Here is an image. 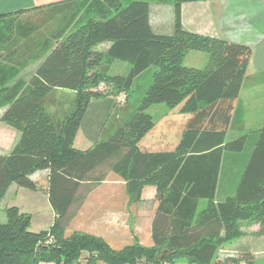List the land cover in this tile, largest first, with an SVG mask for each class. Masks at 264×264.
I'll return each instance as SVG.
<instances>
[{"label": "trees", "instance_id": "obj_1", "mask_svg": "<svg viewBox=\"0 0 264 264\" xmlns=\"http://www.w3.org/2000/svg\"><path fill=\"white\" fill-rule=\"evenodd\" d=\"M182 1L172 0L169 35L150 29L148 0H68L0 14V121L19 133L11 150L0 155V201L10 184L36 190L30 176L47 170L54 212L47 230L32 231L30 214L6 207L0 264H138L142 259L158 264L176 254L196 264H253L250 253L216 257L219 245L241 235L240 222L264 228V122L258 131L232 137L229 129L251 49L185 30ZM34 12H39L34 20L18 17ZM105 41L111 42L105 53L94 49ZM189 51L207 55L203 68L183 65ZM113 59L128 62L129 71L109 73ZM34 63L28 79L19 77ZM152 66L157 70L150 83L131 98L134 81ZM100 84L111 86L110 92L99 90ZM121 92L125 103L114 104L99 138L86 150L74 148L89 103ZM155 104H181L180 113L194 114L173 151L139 147L154 127L146 110ZM229 154L243 159L233 188L222 195L218 182ZM110 174L124 182L131 202L140 200L145 185L155 186L153 248L134 243L116 250L86 232L66 236L87 195ZM158 247L164 251L160 258Z\"/></svg>", "mask_w": 264, "mask_h": 264}, {"label": "crops", "instance_id": "obj_2", "mask_svg": "<svg viewBox=\"0 0 264 264\" xmlns=\"http://www.w3.org/2000/svg\"><path fill=\"white\" fill-rule=\"evenodd\" d=\"M65 1L68 0H0V14L14 13L17 11L28 12L34 10L35 8H44L51 3ZM180 21L183 28L189 32L210 37L223 38L230 42L250 47L251 56L246 68L244 79L237 98L232 102L233 108L229 129L231 131L230 133H233V136L241 133L258 131L264 122V0H183L180 4ZM148 22L153 33L158 35L171 34L174 29V6L172 0H148ZM110 45V41H105L95 45L94 49L105 53ZM188 53H186V55ZM124 62L125 61L117 59L111 60L110 63L107 64V71L112 74H126L131 66L128 65L129 63ZM37 64L38 63L30 64L21 70L19 77L28 79L35 71ZM98 89L103 91V93H107L110 92L111 86L100 84ZM60 92L73 95V91L67 89H61ZM124 98L125 93L121 92L116 95L108 93L101 98L92 100L80 121V126L76 132L73 142L74 148L79 150H86L90 148L99 138L102 127L108 119L114 104ZM176 112H180L179 108ZM179 115L182 116V120H185L184 124L186 126L187 122L194 114L180 113ZM152 130H150L139 142L141 147V143L146 140L144 144L145 147H142V150L144 151L161 150L153 146L155 141H152V137L147 138ZM18 138L19 133L15 129L5 123L4 125H1L0 155L7 154ZM179 140L180 137L177 141L175 140L173 148L169 143L171 146L166 151H173ZM47 174V170H37L30 176V178L36 182V184H38V182L44 183L47 188ZM221 180L222 178L220 175L217 190L218 193L224 195L229 192V190H220ZM105 182H107V179L102 183ZM112 182L122 184L121 196L119 198V208L113 209L114 207H109L111 210L113 209L119 211L121 225L120 229L119 227H115V230L108 233L104 239L107 242L121 243L123 241L126 242L129 239V213L127 212L129 208L131 207V209H136L139 217L138 212L140 208H144V205L146 206L148 203L149 206L156 207L158 201L155 198V186L145 185L142 188L140 200L136 204H131L125 190L124 182L121 180H114ZM21 190L24 189L16 186L15 184H10L0 201V210H4L8 206L15 205L20 209V211L31 215V225L34 222V217L32 212H30V209L37 210L39 208V200L36 193L37 189L32 190L30 195H27V199L31 202V204L27 205L26 207L28 208H25L24 210L20 204H11V201L15 200V197L19 193L24 194V191ZM87 202L88 201L84 202V206L82 205L80 211L74 216L73 220L76 221L78 219L81 221L85 219L86 222L78 223L79 226L82 225L95 230L96 226L99 225L96 223L98 221L95 216L96 214L90 212V214L87 215V212H83L88 209L90 211L91 209V207H89L91 203L88 204ZM203 202L204 201H202V203ZM46 204L50 208L49 212L46 215H43L44 217H41L42 215H40V217L38 216V219L36 220L38 224H36L42 225V222H44L49 227L53 221L54 212L48 202V195ZM4 221H6V215L2 212L0 222ZM139 221L140 219L136 221L137 225H142ZM151 221L152 220L149 221L150 236ZM253 226L254 230H252ZM87 229L81 230L86 232L88 231ZM40 230L42 229L34 231ZM241 230L242 234L234 239L232 244H237L236 249L239 251L252 254L254 259H256L254 260V264H256L258 256L264 255V232L259 234L257 232L256 225H250L247 223L241 227ZM134 232H136V234L138 233L135 229Z\"/></svg>", "mask_w": 264, "mask_h": 264}, {"label": "rangeland", "instance_id": "obj_3", "mask_svg": "<svg viewBox=\"0 0 264 264\" xmlns=\"http://www.w3.org/2000/svg\"><path fill=\"white\" fill-rule=\"evenodd\" d=\"M38 13L34 12V13H28V14H21L18 17L22 21L34 20L35 18L39 17ZM206 61H207V56L203 52L191 51L184 57L183 65L187 67L203 68L206 64ZM155 70H157V67H154V66L150 67L138 79L134 81L133 87L135 90L134 92H132L131 98L134 99L139 96V93H140L139 91L144 90V88L150 83L151 75ZM63 95H66V94L63 93ZM124 103H125V98L117 102V106L120 107V105L122 106ZM180 105H177L174 108H169L164 104H155V105L150 106L146 110V112L149 113L153 117V120H154V128L151 131V133L147 136V138L152 137V141H155L153 145L155 146V148L161 149L162 151H166L170 148L171 145L173 148V143L175 142V140L177 141L179 137L181 138V132H183L185 128V124H184L185 120H182V116L179 115L180 112H176L178 111V108H180ZM2 111L3 110L0 109V117L3 113ZM1 125H4V123L0 121V126ZM232 134L230 133V137L233 136ZM145 142L146 140H144L141 143V147L139 144V147L141 149L142 147H145L144 146ZM156 143H160V144H156ZM242 159L243 158L241 155H236V154L234 156L229 154L225 157L222 180L220 183L221 191L224 189L230 190L233 188L235 179H236L235 176H238L239 174L240 162L242 161ZM114 180L120 181V179L117 176H115L114 174H110L107 178V182L105 183L101 182L100 184H97L96 186H94V188L91 190V192L87 195L86 199L82 203V205L86 201H88L87 202L88 204L91 203L89 206L91 207L90 211L88 209L87 211H83V212L84 213L87 212V215H89L90 212L93 214H96L95 216L98 220L96 223L99 225L96 226L95 230H92V228L89 229L88 227H85L82 225L79 226L78 223L80 222L85 223L86 222L85 219L81 221L77 219L75 221L73 220L74 218L73 217L70 220L68 227L66 229V236H69L74 231L85 232V231H82L81 229L85 230L88 228L87 229L88 231H86V233H89V234H92L99 238L104 239L106 238L108 233L113 232L115 230V227H119L120 229V225H121L120 224V213L118 210H113V209L119 208L120 206L119 198L121 196V189H122L121 185L122 184L117 183V182H112ZM23 189L24 190H21V191H24L23 192L24 194L19 193L15 197V200L11 201L12 202L11 204H20L24 210L25 208H28L26 207L27 205L31 204V202L27 199V195H30L32 190L27 189V188H23ZM36 193L38 195L39 208L37 210L30 209V212H32L33 217H34V222L33 224L30 225L29 229L32 231L39 230V229L47 230L48 225H46L44 222H42V225H37L38 222L36 221L38 219V216L40 217V215H42L41 217H44L43 215H46L50 209L49 206H47L46 204V201H47L46 185L44 183L38 182ZM129 202L131 204L132 203L136 204L138 201L131 202L129 200ZM148 204L146 206L144 205V208L139 209V212H138L139 217L137 215L136 209L134 208L131 209V207L129 208V210L127 211L129 213V239L126 242L123 241L121 243L106 241L113 249L118 250V249H121L126 244H134V243L138 244L139 246L146 247V248L154 247L153 242L151 240V236L149 235V221L152 220L156 207L154 206L151 207ZM82 205L78 209L77 213L80 211ZM203 205L204 203H201L200 206L203 207ZM109 207H114V208L111 210L109 209ZM2 212L5 215V211L0 210V217H1ZM138 219H140L139 222H141L142 225L141 224L137 225L136 221H138ZM246 223L250 225H256L257 232L259 234L264 232V228L261 230L260 224L257 222H249V221L245 222L244 221V222H240V226L242 227ZM134 229L138 232L137 234L136 232H134ZM252 230H254V226L252 227ZM89 231H93V232H89ZM241 234H242V230H241ZM233 241L234 239L229 242H225L219 245L217 254H216L217 255L216 257L219 261H223L228 256L236 257V256H240L241 253H243L239 251L238 249H236L237 244L235 243L232 244ZM162 251H163V247L156 248V253H158V255H160ZM254 260L256 259H254L253 257V264H254ZM138 264H149V263H147L144 259H142ZM158 264H196V263H191L182 254H176L173 258L162 260ZM238 264H243V263L241 261H238ZM256 264H264V255L258 256Z\"/></svg>", "mask_w": 264, "mask_h": 264}, {"label": "water", "instance_id": "obj_4", "mask_svg": "<svg viewBox=\"0 0 264 264\" xmlns=\"http://www.w3.org/2000/svg\"><path fill=\"white\" fill-rule=\"evenodd\" d=\"M163 254H164V251H162L161 254L158 257L159 258L162 257Z\"/></svg>", "mask_w": 264, "mask_h": 264}]
</instances>
